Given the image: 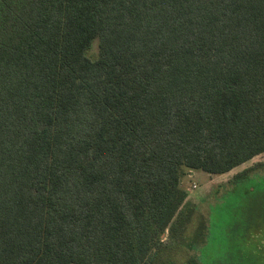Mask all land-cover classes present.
I'll use <instances>...</instances> for the list:
<instances>
[{
    "label": "trees",
    "instance_id": "trees-1",
    "mask_svg": "<svg viewBox=\"0 0 264 264\" xmlns=\"http://www.w3.org/2000/svg\"><path fill=\"white\" fill-rule=\"evenodd\" d=\"M258 155L264 0H0V264H155L199 209L186 172ZM257 169L216 191L194 264H264Z\"/></svg>",
    "mask_w": 264,
    "mask_h": 264
},
{
    "label": "rangeland",
    "instance_id": "rangeland-1",
    "mask_svg": "<svg viewBox=\"0 0 264 264\" xmlns=\"http://www.w3.org/2000/svg\"><path fill=\"white\" fill-rule=\"evenodd\" d=\"M99 41L96 40L93 48L89 52L90 55H94L98 51ZM264 160L263 155H258L253 159L235 167L227 173L220 175L206 173L201 170H189L183 176L181 180V185L188 191V199L193 201L199 207L195 216L193 217L192 223L189 225L186 237L182 244L179 242L172 241L168 234L165 236V248L164 254L159 258L155 264H194L193 258L199 259V252L197 250H192L191 245L198 244L201 242V237H198V231L201 228V225L209 217L208 204L214 202L217 194L216 191L220 189V193H224L227 190L232 189L231 181L234 179L236 174L241 171L250 168L256 165L259 162ZM243 184V185H242ZM234 185V184H233ZM246 187H253L252 193L245 196L243 203H250L252 200L253 194L257 193L261 195L260 200L264 202V169L254 170L250 175L247 176L238 186L239 189H244ZM223 191V192H222ZM219 194V196L221 195ZM240 195H232V201H239ZM202 223V224H201ZM248 223H244V226H240L242 229L246 228ZM253 228H257L255 225H249V232L252 234ZM260 229H264V223L258 226ZM252 242V241H251ZM264 246V240L261 241ZM253 247V251L256 254H259L261 249H256L257 247L253 244H250ZM194 246V245H193ZM202 250L208 254L206 258L202 260L203 264H216L221 260L224 264H229L231 261L230 256L228 255V250L226 248L218 250L215 249H203ZM249 263V262H248Z\"/></svg>",
    "mask_w": 264,
    "mask_h": 264
},
{
    "label": "built area",
    "instance_id": "built-area-1",
    "mask_svg": "<svg viewBox=\"0 0 264 264\" xmlns=\"http://www.w3.org/2000/svg\"><path fill=\"white\" fill-rule=\"evenodd\" d=\"M192 171V170H191Z\"/></svg>",
    "mask_w": 264,
    "mask_h": 264
}]
</instances>
